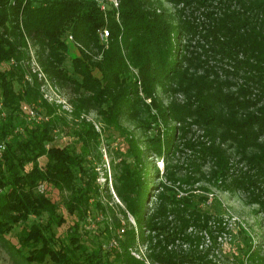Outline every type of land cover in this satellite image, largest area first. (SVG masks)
<instances>
[{"label": "trees", "instance_id": "16d2710c", "mask_svg": "<svg viewBox=\"0 0 264 264\" xmlns=\"http://www.w3.org/2000/svg\"><path fill=\"white\" fill-rule=\"evenodd\" d=\"M171 1L174 14L159 9L153 0H119L118 11L106 12L94 0H0V143H5L0 156V244L14 264L47 260L49 264H147L130 250L137 241L148 244L152 262L216 264L207 252L167 248L175 239L198 240L188 227L210 231L205 194L185 191L178 196L160 182L157 202L152 209L147 206L148 157L170 154L177 139L188 148L190 164L203 179L199 162L214 158L217 169L206 180H220V186L230 191L247 192L264 211V0ZM103 28L108 30L105 41L98 33ZM69 35L79 53L70 56L68 67L64 61ZM28 41L42 72L54 84L70 89V115L79 119L94 109L107 131L118 134L123 170L114 178L113 189L124 207L115 201L110 204L108 186L101 190L96 182L88 156L99 145L100 135L90 121L82 117L70 127L79 147L55 143L60 120L69 125L43 97L36 75L26 76L21 62L29 59ZM157 86L173 99L166 107L154 99L157 114L145 105L148 120L141 124L157 126L160 117L166 129L170 118L181 125L171 128L169 136L165 133L164 140L160 133L150 137L140 149L122 128V116L143 102L140 92L148 97ZM178 90L183 102L175 97ZM22 104L40 113L45 110V117L28 120ZM193 124L203 127L201 137L188 136ZM176 129L181 133L178 137ZM219 136L239 148L252 173L224 175L228 166L224 150L215 142ZM128 156L133 164L127 162ZM41 157L46 158L43 165ZM165 167L172 176L167 161ZM103 190L109 200L105 204ZM54 192H64L62 205ZM61 206L72 220L58 233L55 227L66 221ZM91 206L105 214L99 233L116 236L118 246L107 249L101 241L93 244L83 225ZM127 213L134 217L138 231ZM20 222L24 224L14 237L8 235ZM246 254L252 262L263 258L255 249Z\"/></svg>", "mask_w": 264, "mask_h": 264}, {"label": "rangeland", "instance_id": "374dc122", "mask_svg": "<svg viewBox=\"0 0 264 264\" xmlns=\"http://www.w3.org/2000/svg\"><path fill=\"white\" fill-rule=\"evenodd\" d=\"M153 1L155 2V6L159 9L164 8L165 10H168L170 14H174L175 7L171 0ZM113 7L115 6L109 8L113 9ZM115 9L118 11L119 6ZM68 46L69 54L67 55L64 64L69 67L70 56L72 54H78L79 52L77 44H75L74 41L73 43L69 42ZM28 50L29 59L21 62L26 72V76L28 79H31L33 74L36 75L37 80L40 83V92L43 94V97L48 103L57 108L56 112L60 116L65 117L69 125V127H66L62 120H60L58 124L59 126L55 131V143L60 145L65 144L70 148L79 147L81 143L71 134L72 128L70 127H73L75 125L74 123H78L79 119L82 117H85L90 121L93 124L94 129L100 135V143L96 149L91 150L90 155L88 156V161L95 166L97 173L96 182L101 190L107 185L113 198L109 201L103 190L101 194L102 202L105 204L109 201L110 204H114L115 201L124 207L122 201L113 189L114 178L123 170L122 156L118 150L120 147L118 134H111L107 131L105 124L94 109L90 110L88 113H83L79 119L70 115V89L54 84L46 74L42 72V69L36 60L35 48L31 41H28ZM98 56L96 58H98ZM132 70L137 74V70ZM174 93L177 101L183 102L184 97L181 91L178 90ZM139 95L143 102L138 104L136 108L130 109L127 114L122 116V128L137 141V145L140 149H144L145 146L148 145V139L150 137H154L160 133V136L164 140L166 137L165 133L169 136L171 128L180 127L181 124L177 120L170 118L167 120L168 129H166L165 123L160 117H158L159 115H156L158 118L157 122H155L159 126L150 123L151 127H147L146 124H141L146 123L148 120V113L146 112L145 105L150 106L152 114H157L153 108L154 99L159 100L166 107L169 105V102H171L173 97L170 93L164 92L160 86H157L155 92L148 97L143 96L141 92ZM157 100L156 102H158ZM35 111L37 112L36 109ZM44 113L45 110L41 113L37 112L35 118H37V120L42 119V117L44 118ZM203 132V127L193 124L191 125V130L187 131V134L191 138H199L203 135ZM108 134H111V137L107 138L106 135ZM180 134V131H177L176 129L175 136L178 137ZM263 139L264 138L261 140ZM207 142L210 141L207 139ZM215 142L224 150L228 166L227 170H224V175H239L242 171L252 173L253 168L250 169L248 167L249 165L241 158L239 148H237L235 144L226 139L220 140V136L215 138ZM175 144L177 145V148L170 152V154H168L169 152L166 154L163 152L161 155H152L148 157L151 160V168L148 177L150 190L148 191L146 198L147 206L152 209L157 202L156 193L162 191L159 184L160 182L168 187L174 188V190L178 192V196L185 194V191L205 194L207 196L206 204L210 206L211 210L210 220L208 222L210 231H208V229L197 230L188 227L187 231L193 232L199 239H195L192 242L175 239L173 242L167 244V248H174L178 251L182 250V252L188 253H191L192 251H199L201 253L207 252V257L212 261H215L216 264H254L255 261L252 262V260L246 258V251L255 249L258 250V253L263 257L262 259H258L255 263L264 264V211L261 210L259 203L250 201L248 194L245 191L239 189L230 191L220 186V180H217L216 183L208 182L206 178L209 177L210 172L217 169L215 164L216 160L214 158H207L203 162H199L201 163V171L204 176H206V178L203 179L202 176L198 174L199 172L196 173V170L190 164L191 154L189 153L188 148H184L182 141L180 142L178 139ZM126 160L133 164L130 156H128ZM45 161V157L39 158V163L41 165H43ZM166 161L169 164V170L173 173L170 177L167 175L165 167ZM202 186L207 187L208 190H201ZM63 194L64 192H54V197L60 204L62 202ZM60 209L64 213L66 221L61 226L55 227V230L58 231V233L64 232L72 220V216H70L62 206ZM114 210L117 216L122 218L123 223L124 219L122 214L115 205ZM104 216L105 214L101 209L93 208L91 206L88 213V221L84 222L83 225L86 230H89V237L94 240L93 244L101 241L103 247L109 249L118 246L119 243L116 236L105 237L102 236L101 232L99 233L102 225L101 219L104 218ZM30 218H32V216ZM127 219L131 225L134 226L135 230L138 231L136 221L130 213H127ZM23 224L24 222H20L13 225L8 235L14 237ZM146 232H148V230H146L145 233ZM83 235H85V233ZM90 238H88V242L91 241ZM193 238L196 237L193 236ZM130 250L135 256L144 257L147 264H165L161 262H152L147 257L150 248L146 242L143 243L137 241L136 247H131ZM240 258H243L242 261ZM49 262L50 261L47 260L44 264H49ZM0 264H14L8 252L1 244ZM208 264L212 263L209 262Z\"/></svg>", "mask_w": 264, "mask_h": 264}, {"label": "built area", "instance_id": "2783aa9c", "mask_svg": "<svg viewBox=\"0 0 264 264\" xmlns=\"http://www.w3.org/2000/svg\"><path fill=\"white\" fill-rule=\"evenodd\" d=\"M94 1L96 2L97 6L103 12H106L109 7L115 6L113 7V9H115L119 6V0H94ZM98 33H99V37L101 38V40H106L108 36L107 29L103 28L101 30H98ZM69 42L73 43V38L70 35L67 37V43ZM0 109H1V103H0ZM21 109L22 111L26 113V117L28 120L34 119L38 121L37 118H35V114H37V112L35 111L32 105L22 104ZM4 149H5V143L1 142L0 143V156L2 155ZM39 190L42 191V186H39Z\"/></svg>", "mask_w": 264, "mask_h": 264}]
</instances>
